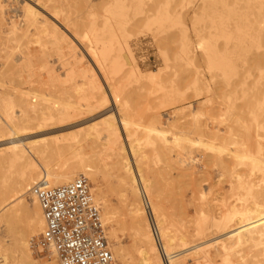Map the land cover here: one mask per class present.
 Listing matches in <instances>:
<instances>
[{
	"label": "bare ground",
	"instance_id": "6f19581e",
	"mask_svg": "<svg viewBox=\"0 0 264 264\" xmlns=\"http://www.w3.org/2000/svg\"><path fill=\"white\" fill-rule=\"evenodd\" d=\"M31 1L30 3L24 1L21 5L22 22H24V25L21 27H25V29H21L20 25L17 26L11 21L13 26L11 29H8L10 31L7 33V40L14 43H25L23 41L24 39H37L36 41L40 42L41 39L47 37L51 42V48L53 47L52 51L54 50V53L58 54L60 59L64 56H68L71 62L70 64L74 65V67H68L64 75H59L55 70L48 67L46 63L45 67L47 68L46 73L49 78L48 82L53 83L52 86L54 90L59 89V91L62 90L68 94L67 100L62 103L54 104L52 107L48 108L36 109L33 107L32 115L28 113L23 115L19 122L13 121L7 111L0 107V169L6 167L8 171H13L10 176H2L0 178V259L3 262L1 263L35 264L31 253L29 235H33L38 231H43L45 223L41 209L31 193L34 186L38 185L43 188L53 189L69 185L81 178V176H85L96 188L95 191H97V194H95L94 198L95 203L96 201H102L104 203L102 217L104 224L106 221L107 223H111L116 217L115 210L106 205V202L103 201L102 198L101 189L98 188V183L101 181H99V178L106 171H111L116 178L115 182L119 188V196L126 208L125 215L127 212L128 223L134 233L135 247H133L138 255L139 264H188L189 261H201L202 264H213L216 257L222 259V264H229L232 242L235 241L238 245L252 242L253 239L249 238L253 236L252 234L255 235V233L260 234V237L264 238V151L258 146L259 144L257 145L256 153L251 152L249 148L243 150V143L239 146L240 149L242 148V151H240L238 147H235L238 150L234 151H229L228 149L229 153L231 152L232 155L230 154L231 156L226 157H228V159L232 157V159L237 162L236 164L245 165L244 168L247 166L248 169H246L249 172L247 176L249 179L246 180L244 178L246 175H237L236 181L239 189L235 193L229 190V192L233 194L230 195L228 192L226 197H221L218 192L212 194L211 199H209L210 197L207 198L206 195L210 191L206 194L203 189H197L196 194L194 192L195 195H192L191 192L194 191L193 188L190 193L195 197L191 198L197 200L200 197L199 200L202 201L201 205H198V203V206H196L197 216H195L196 219L199 218L197 220L196 230L190 228L195 231V234L191 235V231L190 233H188L189 231H180V235L174 234L173 231L176 230H171L170 220H167L169 217H166V213H163L166 211L162 209V194H160L159 191L157 192L158 189H156L155 184L154 187L156 190L152 187V184L148 181V175L145 176L144 166L145 161H148V156L145 153V149H143V151L142 148L136 144L137 140L135 136L137 135V130L142 128L146 134L145 142L147 146L149 145V147L152 148L151 150L154 152L157 159L164 156L171 163L173 162V165L178 163L181 168L185 169V165L183 166V164L186 159H179V161L173 159L174 156H172V153L174 150L176 151V148L181 150V152L184 151L186 155H191L193 152H189L188 148L191 149V147L195 148L196 146L203 148V150L207 149L208 151L211 150L212 152L222 154L227 151L226 141H229L232 136V129H228L230 131L228 132L229 135L225 137L219 132H214V130L210 129L207 125L203 123L198 124L196 122L197 110L194 109L191 104L186 107L185 101L187 99L184 97L185 94L180 93V85L178 84V87L176 85V83H179L177 82L178 77L176 83L174 82L175 77L173 76L174 81L171 78V86L170 80L166 84L161 81L164 79L162 78V73H164L165 69H168V65H170L172 61L171 59H164V70L159 69L155 72L152 71L144 74L137 65L131 49V35L126 31V26L122 22L116 20L110 21L106 18H102L98 23L91 22L88 25V29L84 31L82 29L80 30V28H82L81 25L80 28H78L79 23L76 20L73 23L72 18L65 13L66 10L62 8L63 0ZM136 1L137 7L143 8V0ZM225 1L227 0H200V4L203 12H205L211 5L216 6L218 4H223ZM1 10L2 8L0 9V14H2ZM227 10L230 12L231 17H236L235 19L232 18L234 29L229 31L220 30L218 31L217 38H212L211 36H205L203 31H199L197 27L195 28L197 44L194 43V45L196 44L195 47L201 51V57L205 59L207 68L211 73H219L226 77L227 80H230L237 74L239 75L240 72L239 70L237 73L234 66L235 64L233 65V56L236 53L234 50V52L231 51L229 54H226L225 51L221 52V48H218L219 50L217 49L216 42L222 40L226 46L233 44L232 46L239 47L242 50L247 47L253 50H264V0H232V5L227 6ZM218 16H220V19L218 17L219 22L217 25H215L216 23L214 24V27L217 28H215L216 30L224 25L222 22L223 19L221 18L223 15ZM195 19L196 25L200 23L198 18L195 17ZM145 21L148 23L149 27H152L153 31V28H156V31H158L163 28L164 24L178 23L180 20L179 17L170 14H161L159 11L153 15L150 20L147 19ZM76 22L77 25L75 24ZM155 35H157V33ZM78 39H85L90 42V45L87 43L88 47L86 44L84 47L88 50L86 54L92 61V65L90 64L92 68L87 65L85 66L84 60H86V56L79 48V45H77V42L79 44ZM192 47L187 32L182 33L181 46L179 47V52L175 54V59L183 61L182 63L185 62L188 67L196 66L195 63L197 64L198 61L196 54L192 51ZM79 49L80 51H77ZM255 55L252 56L251 62H253L255 58V63H253L260 64L262 62H260V60H263L264 57L262 58V56L264 55L261 56L262 59H260L258 54L256 57ZM242 58L243 60L245 59L244 57ZM258 59L260 60L258 61ZM64 60L61 59V62L63 63ZM169 61L170 63L168 64ZM256 66L258 70L262 69H260L258 65ZM169 68L171 69L170 66ZM251 69L253 70V68ZM195 70L196 68L194 71ZM244 70L246 71V69ZM11 71L12 70L9 69L6 74H9ZM193 73L194 72L188 75L190 82L187 87L186 85L185 87L187 90L198 92L199 80L198 77L195 76L196 72L195 74ZM216 73L213 74L216 76ZM260 73L261 77L264 78V72ZM197 74L199 76V73ZM101 78L105 86L101 84ZM132 79L137 80V84L140 83L139 80L153 82L152 85H156V88L158 85L160 90L163 91L161 92L159 90L160 94L163 95V97H161V104L164 105V107L171 108V110L173 109V116L167 121V124L163 123L162 117L159 114L150 115L148 120L146 119L147 122L145 125L133 121V116L131 117L129 110V99L131 97L128 98V94L130 90L128 94L126 91L132 88ZM154 82L159 83L155 84ZM263 83L264 82L260 81L262 85L261 89L264 90ZM167 84L169 88H166ZM178 88L180 89L179 91ZM166 89L168 91H166ZM206 89L210 92L208 87H206ZM247 89L248 87L246 90ZM258 90H256V92H258ZM259 91L262 92V90ZM244 92L245 91H243V93ZM251 92L252 93L245 92L244 96L246 97L249 94H253V99L256 101L259 96H257V93L254 94L253 91ZM37 95L29 94L38 104L50 102L48 96L41 94ZM255 95L257 98H255ZM252 97L250 96V98L247 97L248 100H243V102L247 104V106H243L245 108L247 107V111L249 110V99ZM261 98L258 99L257 102L261 100ZM157 99H160V97ZM232 100L234 99L231 98V101ZM244 103H241V105ZM252 105L253 104L249 107ZM262 105L258 104L256 109L253 106L255 110L251 107L253 111H251L250 108L251 115L249 116L256 120V115L258 114L256 111L264 110ZM187 108H189V111H187ZM233 110L236 109L233 108ZM263 113L262 115H264ZM3 115H6V119L3 118ZM260 115L258 114V116ZM240 118L244 119V117ZM261 120H264V118ZM229 121L231 122L233 120ZM223 122L224 121H222V123ZM247 122L249 121L247 120ZM257 124L260 125V122H257L256 126ZM261 124H263V122H261ZM240 127L242 129V126ZM249 127L247 130H252V127ZM261 129H263L264 132V126H262ZM238 134L239 133H237V135ZM256 135H258V133ZM4 137H7V139H1ZM233 137L235 136L233 135ZM237 140L235 142H237ZM235 142H233L232 145L237 144ZM253 143L256 144L254 141ZM260 144L262 145L263 143ZM3 147L4 149H2ZM250 148L252 149V147ZM253 148L254 151L256 148L254 146ZM176 155V159H178V154ZM217 158L218 157L215 159ZM206 159L210 160L211 158L207 157ZM161 160L158 161L160 162ZM206 162L208 164L210 161ZM228 163L229 162L224 161V159H217L215 164L225 170L228 169ZM207 164L206 166H209ZM215 164L214 166H216ZM148 165L146 166L148 167ZM178 165L177 168L181 169ZM190 171L188 169V172ZM146 173L149 174L148 171ZM181 173L184 174V172ZM152 178L154 179V177ZM196 185L195 187H197ZM27 193H31L33 196L32 198L35 202L34 213L31 212L24 201V197ZM196 195H198V198ZM232 197L235 199L236 204H228L223 199L225 198L227 200ZM229 200L228 202H230ZM185 202L187 201L185 200ZM185 202L183 203L184 206ZM218 202H222V206L219 207L218 205L220 204L217 205ZM188 206L186 204V207ZM177 208L180 207L178 206ZM187 210L189 211L190 209ZM182 212L183 210L179 212L180 216L184 214H182ZM216 212H219L218 216H216ZM192 214H194V211ZM183 216L181 217L183 218ZM190 218H188V220ZM209 218L214 221L209 223ZM192 220L193 219H191V221ZM182 222L183 221H181V224ZM172 225L174 226V224ZM178 226H180V224H178ZM1 232H3V237L1 236ZM109 234L111 238H116V230H113L112 226H110ZM246 236H248V238L244 241L243 239H245L244 237ZM213 244L216 245L215 247L219 246V251H217L216 255H212L208 251ZM241 245H239L238 248L243 247ZM113 252L114 259H117L122 264H138L131 251L119 246L117 243L113 246ZM55 264H59L57 260ZM238 264H247V262Z\"/></svg>",
	"mask_w": 264,
	"mask_h": 264
},
{
	"label": "rangeland",
	"instance_id": "374dc122",
	"mask_svg": "<svg viewBox=\"0 0 264 264\" xmlns=\"http://www.w3.org/2000/svg\"><path fill=\"white\" fill-rule=\"evenodd\" d=\"M24 1L30 3L31 0H0V9L2 8V10H1L2 14H0V31H1V33H0V107L5 109L7 111V113L9 114V116L12 118V120L15 122H19L23 115H25L27 113L31 114L33 111V107L36 109L48 108V107H52L54 104H59L65 100H67L68 94L66 92H64L62 90L59 91V89L54 90L53 86H52L53 83L48 82L49 78H48V74L46 73V69H47L45 67L46 63L48 64V67L55 70V72L59 75H64V72L67 70L68 67H74V65L70 64L71 62L69 61L68 56L67 57L64 56L63 58H61L63 60L65 58L63 63L61 62L60 56L58 54L54 53V50L52 51L53 47L51 48V42L49 41V38H47V37H44L43 39L40 38L41 39L40 42L36 41L37 39L36 40H33V39H30V40L26 39L25 40L24 39L23 41L25 43H20V42L14 43V42H10L9 40H7V33L10 31L8 29H11V27L13 26L11 24V21H13L17 26L20 25V27L22 25H24V22H22L23 16L21 13L22 12V6L21 5L23 4ZM31 2H35V0H32ZM136 4H137L136 0H63L62 1V8H63V10H66L65 13L70 18H72L73 23L75 20L79 23L78 28H80V25H81L82 28H80V30L82 29L85 31V29H88V25L91 22H97L98 23L101 21L102 18H106L110 21L116 20V21H119V22H122L123 24H125L126 31L131 35L130 46H131V49L133 51L136 63L144 74H147V73L152 72V71L155 72L159 69L164 70L165 69L163 67V66H165L164 59L165 58L171 59L172 60L171 63H170V61L168 62V64L170 63V65H168V69H165L164 73H162L163 74L162 78H164V79L161 81H163V83L166 84L170 80V86H171V78L173 80V78L175 77V79H174L175 81L174 80L173 81L176 83L177 77H178L177 82H179V83H176V85L178 87V84H179L181 90L178 88V91L180 90L179 91L180 93L185 94L184 97H185V99H187L185 101L186 107L189 106V104H191L194 107V109L197 110L196 122L198 124L203 123L204 125H207L210 129H213L214 132H219L221 135H223L225 137H227V135H229L228 132H230V131L228 129H232L231 134L232 133L233 134L230 137L229 141H226V146H227L226 152L227 153L224 152L222 154H219L217 152L216 153L212 152L211 150L210 151H208L207 149L203 150V148L196 146L195 148L191 147L192 150L190 148H188L189 152L193 151L191 154L192 155V157H191V155H186V154H184V151L181 152V150L176 148V151L174 150V152L172 153V156H174L173 159L175 161H179V159L180 160L186 159L183 166L185 165L184 167L187 170H185L184 168H181V166L178 165V163H176V164L178 166H180L181 169L177 168L176 164L173 165L174 163L173 162L171 163L164 156L161 157L162 160H161V158L157 159L154 155V152L151 150L152 148L149 147V145L147 146V144L145 142L146 134L144 133L142 128L137 130V135L135 136V139L137 140L136 144L140 148H142V150L145 149V153L148 156L147 157L148 161H145V166H144L145 167V174H146L145 176L148 175L147 176L148 181L152 184V187L155 189V187H154V184H155L156 189H158L157 192L159 191L160 194H162L161 195L162 199H163L162 200L163 204L161 203L162 209H163V211L164 210L166 211V212H163L164 214L166 213V217H169L167 220L168 221L170 220L169 223H170V227H172L171 230H176L173 232H174V234H177V235L181 234L180 231L181 232H188L189 231L188 233H190V231H191L190 234L194 235L195 234L194 230H196V226H197L196 224L198 222L197 220L199 219V218L196 219V216H197L196 206L201 205L202 201L199 200L200 197L198 198L197 197L198 195H196V197L198 198L197 199L198 201L195 200V198H191V197H195L192 195L196 194L197 189L198 190L203 189L206 194L210 191L207 194L208 196L206 195L207 198L210 197L209 199H211V195L214 193L216 194L219 192L218 194H220L221 197L222 196L226 197L228 195L229 190L230 191L232 190L231 192H234V193L237 192V190L239 188L237 187L236 176L237 175H240V176L246 175V177L244 176V178L246 180H248L249 178L247 175H249V172L247 170L248 169L247 166L244 168L245 165L236 164L237 162L234 161V159H232V157H229V159H228V157H226V156L232 155V153L231 152L229 153V151H234V150L240 149L239 146H241L242 143H243V146H242L243 150L249 148V150L251 152L256 153L257 147L259 146L264 151V146H263L264 145V132H263V129H261V127L264 126V120H261L264 118V115H262L264 110L256 111V113H258L259 115L261 114L260 116H258V114L256 115V113H255V115L257 116L256 120H254L253 117L249 116V115H251V111H253V109H254L253 106L256 109L258 104L264 105V95H263L264 90L261 89L262 85L260 84V81L264 82L263 81L264 78L261 77V75H260L261 74L260 72H264V67H263L264 66L263 65L264 64V58H263L264 56H262V55H264V50H261V49L253 50V49H249L248 47L242 50L239 47L232 46L233 44L226 46V44L222 40H218L216 42V45H217V49L221 48L220 49L221 52L225 51L226 54H229V52H231L233 50L235 51L236 54L233 56V65L235 64L234 66L236 68L237 73L240 70L239 75L237 74L235 77L231 78L230 80H227L226 77H224L223 75H220L219 73H216V72L211 73L208 70L207 63H205V59L204 58L202 59V57H201V51L195 47V45L197 44V42H196L197 37L195 34V28L198 27L197 29L199 31L202 30L203 34L205 36H211L212 38H215V37L217 38L218 33H219L218 31H220V30L229 31V30L234 29V25H232V18L235 19L236 17L235 18H234V16L231 17L230 12L227 10V6L232 5V0H227L223 4H218L216 6L211 5L208 9H206L205 12H203V10H202L200 0H143V4H144L143 8L137 7ZM159 11L161 14H170L172 16L179 17L180 21L178 23L164 24L163 28L161 30H158V31H156V28H153L154 29V31H153L152 27H149L148 23L145 20H147V19L150 20V18ZM218 15H223V17H221V18L223 19L222 22L224 25L221 28H218V30H216L217 28L214 26L217 25V23L219 22L220 16H218ZM146 17H149V18H146ZM195 17L198 18V20L200 22L197 25L195 24V20H196ZM218 17H219V19H218ZM77 22L75 23L76 25H77ZM83 27H84V29H83ZM23 28L25 29V27H21V29H23ZM185 32H187V35H188L189 39L191 40V45L193 46L192 51L194 54H196V57H197L198 63L197 64L195 63L196 66H189L188 67V66H186L187 64L185 62L182 63L183 61L175 59V54H177L179 52V47L181 46L182 33H185ZM156 33H157V35H155ZM78 41H79V44L77 42V45H79V48L81 49V51H83V53H85V56H86V58H85L86 60H84L85 66L87 65L88 67L92 68V66H91L92 61L90 60V58L86 54V51H88V50H86L84 47V45L85 44L87 45V43H89L88 45H90V42L88 40L86 41L85 39L84 40L78 39ZM83 41H86V42H83ZM194 43H196V44L194 45ZM88 45H87V47H88ZM80 49L77 51H80ZM257 54L260 57V59L263 58V60L258 59V61L259 60H260V62L262 61L263 64H262V62L260 64H254L255 63L254 57H253L254 63L251 62L252 56L255 55V57H256ZM261 56H262V58H261ZM242 57H244L245 59L243 60ZM42 64H45V65H42ZM252 64H254L255 66ZM256 65H258L259 68L260 69L262 68V69L258 70L256 68L257 67ZM42 66H44V67H42ZM169 66L171 67L172 70L169 68ZM77 68H78V66H77ZM195 68H196V70L194 71ZM249 68L250 69L253 68V70L256 69L255 70L256 72L253 71L252 69L250 70ZM9 69L12 71L9 72V74H6V72L9 71ZM244 69H246L247 72ZM247 69H249V70H247ZM191 71L194 72L193 74H195V72H196L195 76L198 77V80H199L198 92H194L192 90L186 89L187 85L190 82L188 75L192 74ZM248 72H250V73H248ZM197 73H199V76ZM213 73L214 74L216 73V76ZM219 75H220V77H219ZM250 75H252V76H250ZM240 77H241V79H240ZM132 80H133L132 88H130L126 91L128 94L129 90H130V93L128 94V98L131 97L129 99V103H130L129 104V107H130L129 110H130L131 117L133 116V118H132L133 121H135L136 123H139L141 125H143V124L145 125L147 120H148V117L150 115L159 114L162 117L161 119H162L163 123L167 124V121L169 119H171L173 116V109L171 110V108L164 107V105L161 104V100H162L161 97H163V95L160 94V92H159L160 88L158 87V85L156 88V85H152L153 82L146 81V80H144V81L139 80L140 81V83H139L140 85H139L136 83V82H138L137 80H135V79H132ZM100 81H101V84H103V85L105 84L104 81L102 80V78ZM142 81H143V83H142ZM257 81H259V82H257ZM157 83H159V82H157ZM157 83H155V84H157ZM134 84L137 86H135ZM165 84H163V85H165ZM229 84H231V85H229ZM185 85H186V87H185ZM152 86H154V87H152ZM206 87H208L210 89V92L207 91ZM247 87H248V89H247L248 91L246 90ZM166 88H169L168 84H167ZM258 88H259V90H262V92L259 91ZM157 90H158V92H157ZM256 90H258L259 93L256 92ZM166 91H168V90L166 89ZM243 91H245L247 93L248 92L252 93L251 91H253L254 94L257 93V96H259L257 98V96L255 95L256 96L255 98H257V100L260 99L261 97L263 98V99L261 98V100H259L257 102V100L254 101L253 94L252 95L249 94L251 97L253 96L251 99H249L250 100V102L248 103V109H249L248 111L249 112L246 110L247 107L246 108L243 107V106H247V104H245L243 102V100H246V99L248 100V98H250V96L248 95L245 97L244 96L245 92L243 93ZM124 92H123V94H124ZM161 92H163V91H161ZM231 93H232V95H231ZM29 94L46 95L50 98L49 99L50 102L44 103V104H41V103L38 104V103H36L34 98L29 96ZM124 97H125V95H124ZM149 97H151V98H149ZM159 97H160V99H157ZM231 98L234 99L235 101L234 100L231 101ZM130 100H131V102H130ZM134 101H135V103H134ZM230 102H232V103H230ZM241 103H244L245 105L244 104L241 105ZM251 104H253L251 106L253 109L251 107H249ZM263 105H262V107L264 109ZM233 108L236 109L237 111H239L240 113L237 112L236 110H233ZM250 108H251V111H250ZM241 109H243V110H241ZM187 111H189V108H187ZM227 111H230V112H227ZM244 113H245V115H244ZM228 116H229V118H228ZM233 117H234V119H233ZM240 117H244V119H242ZM3 118L6 119V115H3ZM250 118H251V121H250ZM229 120H233V121L230 122ZM247 120L249 122H247ZM222 121H224V122L222 123ZM228 121H229V123H228ZM257 122L258 123L260 122V125L257 124V126H256ZM261 122H263V124H261ZM230 123H231V125H230ZM239 125L242 126V129ZM248 125L250 127H252V130L251 129L247 130V128L249 127ZM238 126H239V129H238ZM245 126H247V127H245ZM240 129H241V131H240ZM237 133H239L238 134L239 136L237 135ZM257 133H258V135H256ZM233 135L236 137V140L238 139L240 141L237 140V142H235L236 140H235V137H233ZM240 136H242V137H240ZM257 136H259L260 138ZM5 138L7 139V137L1 138V139H5ZM231 138H232V140H231ZM260 139H261V141H260ZM233 140H235V141H233ZM253 141L256 144H254ZM233 142H235L237 144L232 145ZM260 143H263V144L261 145ZM244 144L245 145L247 144V145L245 146ZM251 145H253L256 148L254 151H253L254 148ZM230 146H231V150H230ZM4 147L2 149H4ZM235 147L236 148L238 147V149H236ZM250 147H252V149ZM228 149H229V151H228ZM241 149H240V151H242ZM176 154H178V159H176L177 158ZM179 154H180V156H179ZM206 156L211 158V159L207 160ZM216 157H218L217 158L218 160L224 159V161L229 162L228 163L229 164L228 169H225L226 171L224 169H222L221 167H219V165L217 166L215 164L217 161V159H215ZM158 160H161L160 161L161 163ZM206 161H210V162L207 164ZM206 164L209 166H206ZM214 164L216 166H214ZM146 165H148L149 168ZM201 166L205 169H203ZM170 167H171V169H170ZM146 168H148V169H146ZM188 169H189V171L190 170L191 171L188 172ZM156 170H157V173H156ZM147 171L149 174L146 173ZM165 171H166V173H165ZM186 171H187V173H186ZM181 172H184V174H182ZM223 172L225 175L223 174ZM12 173H13V171H8V168H6V167L1 168L0 169V178L2 176H10ZM227 173H230V174H227ZM189 174H191V175L193 174L194 177H193V175L191 176ZM218 174H219V176H218ZM101 176H100L101 179L99 178V181L100 180L101 181H100V183H98V185H99L98 188L101 189L100 191L102 192L101 194H102L103 201L106 202V205H108V207L115 210V215H116V217L112 220L111 223H107V221H106L105 222L106 225L104 224L106 227V235H107L108 243H109L110 249L112 250L111 252L114 255L113 246L115 243H117L119 246L130 250L132 255L135 256L137 263L139 264L138 258H137L138 255L134 250L135 249L134 248L135 247L134 246V244H135L134 233L129 226V223H128L129 221L127 219L128 218L127 212L125 215L126 208L124 207V203L122 202V199L119 196L120 192H119V188L117 187V184L115 182L116 178L111 171H109V172L106 171ZM164 176H167V177H164ZM188 176L189 177L191 176V177L189 178ZM81 177H85V176H81ZM152 177H154V179ZM227 177H229V178H227ZM149 178H151V179H149ZM88 181H89V179H88ZM89 184L91 187V193H92L93 197L95 198V194H97V191H95L96 188L91 184L90 181H89ZM231 184H233L234 186ZM195 185L198 188L195 187ZM186 186H187V188H186ZM229 186L230 187L233 186V187L230 188ZM193 188H194V191H192ZM190 192L192 193V195ZM194 192H195V194H194ZM231 192H229L230 195L233 194ZM221 193H223V194H221ZM230 195H229V197H230ZM163 196H165V197H163ZM32 197L33 196L31 193H27L26 196L24 197V201H25L27 207L31 210V212L34 213L35 212V202H34ZM183 199H184V201H183ZM192 199L194 200V202ZM223 199L228 204H232V203L236 204L235 199L233 197L229 198L230 200L229 199L226 200L225 198H223ZM232 199H233V201H232ZM185 200L187 202H185ZM228 200L230 202H228ZM182 201H183V203L185 202V206L182 203ZM180 202H181V204H180ZM96 204L100 207L101 212H102V217H103L104 203L102 201H96ZM186 204H187V206L189 204V206L186 207ZM218 204H220V205H218ZM180 205H182V206H180ZM217 205L219 207L222 206V202H218ZM178 206L180 208H177ZM177 209H179V210L181 209L180 211L183 210L182 214L184 213L185 215L184 214L183 215L185 217L183 215H181V216H183V218H182L180 216V213H179L180 211ZM187 209H190V210L188 211ZM193 211H194V214H192ZM189 212L190 213L192 212V213L190 214ZM170 213L171 214L174 213V214L171 215ZM218 213L219 212L215 213L216 216H218ZM188 215L190 217L191 216L192 217L190 218ZM179 218L181 221H183L182 224H181V221L179 220ZM188 218H190V219L188 220ZM191 219H193V220L191 221ZM172 220L173 221L175 220L176 224H175V221L173 222ZM213 221L214 220L211 218H209V220H208L209 223H211ZM177 222H178V224H180V226H178ZM187 223H188V225H187ZM172 224H174V226ZM110 226H112L113 230H116V238H114V239L111 238L110 234H109ZM182 226H183V228H182ZM185 226H186V228H185ZM190 228L191 229L194 228V230H191ZM41 232L38 231L37 233H35L33 235H29V240L31 242V245H32V241L35 240L36 238H38V236L41 234ZM1 234H2L1 236L3 237V232H1ZM252 235L253 236H250V238H249V239H253L252 242H247V243H244L242 245L239 244L243 247L238 248L239 245L237 244V242L236 243H235V241L232 242V244L233 243H235V244L234 245L231 244L232 252L230 253V263L229 264H238L241 262H247V264H264V238H261L260 234H257V233H255V235L254 234H252ZM251 237H253V238H251ZM244 238L245 239H243V240L246 241L248 236H246ZM5 240H7V239H5ZM215 246L216 245L213 244L212 247L208 249V251L212 255H216L217 251H219V246H217V247H215ZM236 247H237V249H236ZM31 250H32V248H31ZM31 253H32L33 260L35 261V264H55L56 263V258L54 256H49L46 253H40L39 254V253L33 252V250ZM0 262H2L1 259H0ZM116 262H117V264H122L117 259H116ZM188 264H202V263H201V261H199V262L189 261ZM213 264H222V259H220L219 257H216L214 259Z\"/></svg>",
	"mask_w": 264,
	"mask_h": 264
},
{
	"label": "built area",
	"instance_id": "2783aa9c",
	"mask_svg": "<svg viewBox=\"0 0 264 264\" xmlns=\"http://www.w3.org/2000/svg\"><path fill=\"white\" fill-rule=\"evenodd\" d=\"M31 193L45 223L33 252L54 256L59 264H117L87 178L53 189L37 185Z\"/></svg>",
	"mask_w": 264,
	"mask_h": 264
}]
</instances>
